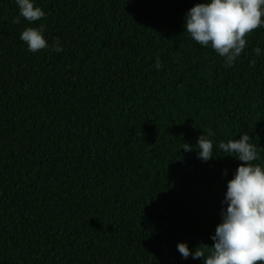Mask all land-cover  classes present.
I'll return each instance as SVG.
<instances>
[{
  "label": "trees",
  "instance_id": "trees-1",
  "mask_svg": "<svg viewBox=\"0 0 264 264\" xmlns=\"http://www.w3.org/2000/svg\"><path fill=\"white\" fill-rule=\"evenodd\" d=\"M203 2L35 0L30 24L0 0V264H203L177 244H214L243 163L218 145L247 133L264 164V27L226 68L185 32Z\"/></svg>",
  "mask_w": 264,
  "mask_h": 264
},
{
  "label": "clouds",
  "instance_id": "clouds-1",
  "mask_svg": "<svg viewBox=\"0 0 264 264\" xmlns=\"http://www.w3.org/2000/svg\"><path fill=\"white\" fill-rule=\"evenodd\" d=\"M19 17L30 24L46 18L45 11L35 5V0H15ZM264 0H204L191 7L185 16V32L198 45L210 47L224 58L226 68L234 67L244 52L246 36L253 30L264 27ZM15 23L19 24L17 18ZM20 39L27 44L29 52L36 53L49 48L44 36V25L28 27ZM56 53L64 51L57 39L51 46ZM257 56L264 55L260 47L253 49ZM253 66L255 61L252 62ZM154 67L162 70L157 59ZM213 134H202L195 145L198 158L203 162L215 159ZM185 151H194L185 144ZM218 150L225 156H233L243 163L227 182V191L222 201L221 223L210 238L212 246L201 244L191 249L186 242L177 244V251L184 260H202L203 264H264V164L260 150L244 133L239 139L220 143ZM227 175V170H225Z\"/></svg>",
  "mask_w": 264,
  "mask_h": 264
}]
</instances>
